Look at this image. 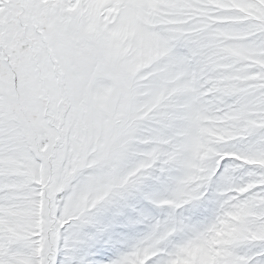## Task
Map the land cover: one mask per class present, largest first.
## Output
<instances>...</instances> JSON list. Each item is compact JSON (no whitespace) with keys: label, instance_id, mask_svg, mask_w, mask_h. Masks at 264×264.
Listing matches in <instances>:
<instances>
[{"label":"snow or ice","instance_id":"obj_1","mask_svg":"<svg viewBox=\"0 0 264 264\" xmlns=\"http://www.w3.org/2000/svg\"><path fill=\"white\" fill-rule=\"evenodd\" d=\"M0 264H264V0H0Z\"/></svg>","mask_w":264,"mask_h":264}]
</instances>
